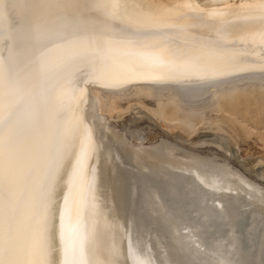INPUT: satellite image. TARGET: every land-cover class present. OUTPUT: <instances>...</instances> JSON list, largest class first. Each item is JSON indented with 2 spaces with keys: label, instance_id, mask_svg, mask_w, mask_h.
Wrapping results in <instances>:
<instances>
[{
  "label": "water",
  "instance_id": "obj_1",
  "mask_svg": "<svg viewBox=\"0 0 264 264\" xmlns=\"http://www.w3.org/2000/svg\"><path fill=\"white\" fill-rule=\"evenodd\" d=\"M253 86L264 0H0V264H264V179L109 109Z\"/></svg>",
  "mask_w": 264,
  "mask_h": 264
},
{
  "label": "rangeland",
  "instance_id": "obj_2",
  "mask_svg": "<svg viewBox=\"0 0 264 264\" xmlns=\"http://www.w3.org/2000/svg\"><path fill=\"white\" fill-rule=\"evenodd\" d=\"M211 96H209V98L207 97L200 103H193L191 108L189 109L190 117L192 116L197 120L202 119V121H196L197 123L194 122L192 124H188L186 121L181 122L179 124V127L173 130L172 133H170L169 131L167 132V130L162 128L157 122V124H155V119H153L154 116H152L153 114L151 112L156 113L157 111L161 110H159L160 108L157 101L153 100L152 98H148V100H152L148 103V109L151 112L144 114V116L140 118H137L135 120H138L137 122H132L129 125L134 126V128L150 135L151 137L159 141H161L160 139L164 137L170 138L169 140L181 137L184 140L183 144L187 147H200V149H202L203 151H213L212 153L230 157L236 156L235 158L237 160L243 157H253L254 159L258 160V162H262V160L264 159V87L253 86L212 94ZM137 97L138 95H129L121 99L120 101L126 104L128 99H134ZM235 97L236 99H234ZM161 101L165 111L173 110L175 109V107H177V103L171 98L162 97ZM172 101L174 102L172 103ZM222 102H224V104ZM232 103L235 104L233 105ZM220 108H222V110ZM211 111H216L217 114L211 117L210 115H208ZM130 113L131 111H127L125 117L128 118L126 119L124 117L121 119L128 120L129 117L130 119L137 117V115H135L134 113ZM133 115L134 117H131ZM147 115L149 116L151 121L148 120L149 118L147 119ZM198 128H222L227 131L238 144L239 157H237V154L231 156L229 152L226 153V151L216 143H209L210 145L205 143V145L201 144L199 146L191 144L190 139L192 138V131L199 130ZM260 177L262 178L263 176Z\"/></svg>",
  "mask_w": 264,
  "mask_h": 264
},
{
  "label": "bare ground",
  "instance_id": "obj_3",
  "mask_svg": "<svg viewBox=\"0 0 264 264\" xmlns=\"http://www.w3.org/2000/svg\"><path fill=\"white\" fill-rule=\"evenodd\" d=\"M126 96H129V95H120L110 105L109 109L111 111H113L120 118H124L127 111H131V113H134L135 115H137V117H134V115L131 116V117H134L132 119H130V117H129L128 120H124L127 124H131L132 122H137L138 120L135 121L137 118H140V117L144 116V114H147V113L151 112L148 109V103L151 102L152 100L151 99L148 100V98H152L153 100H156L157 103H158V105H159V108H160L159 110H161V111H157L156 113L155 112L154 113L151 112L153 114L152 116H154L153 119H155L154 120L155 121V124L158 123L162 128H164L165 130H167V132L169 131L170 133H172L173 130H175L176 128H178L179 127V124L181 122H184V121H186L188 124H192V123H194L196 121H202V119L197 120L194 117H192V116L190 117L189 116V113H190V110L189 109L191 108L193 102H186V101H180V100L173 99L177 103V107H175V109H173V110H169V111L166 110L165 111L164 110V107H163V104H162V101H161L162 100V97L161 96H156V95H143V96H141V95H138L137 98L128 99L127 100V103L124 104L120 100L123 99V98H125ZM236 97L234 99H236ZM174 101H172V103ZM230 102H229V105H230ZM222 103L224 104V102H222ZM166 105H168V104H166ZM219 107H221V106H219ZM166 108H168V107H166ZM217 109H219V108H217ZM220 109L222 110V108H220ZM163 110H164V112H163ZM216 114H217L216 111H211L210 114H208V115H210L211 117H213ZM148 118H149V116L147 117V119ZM148 120H150V118ZM132 127H134V126H132ZM169 139L170 138L164 137V138H161L160 140L163 141V142H168V143H172V144H176V145L185 146L183 144L184 140L181 137L175 138V139H171V140H169ZM190 143L193 144V145H198V146L201 145V144H204L205 145V143H207V144H209V143H211V144L212 143H216L217 145L221 146L226 151V153L229 152L231 156H234V155L237 154V157H239V153H238L239 152V147H238V144L235 142V140L232 138V136L227 131H225L222 128H214V129L202 128V129H199V130L192 131V138L190 139ZM185 147H187V146H185ZM189 148H194V149L202 150V149H200V147L199 148L198 147H189ZM211 152H213V151H211ZM234 157H236V156H234ZM239 160H240L241 163H243L245 166H247L253 172H256L260 176H263L264 177V159L262 160V162H258V160L254 159L253 157H247V158L243 157V158H239Z\"/></svg>",
  "mask_w": 264,
  "mask_h": 264
}]
</instances>
